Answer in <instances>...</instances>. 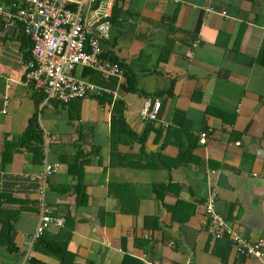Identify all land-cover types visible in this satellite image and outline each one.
Segmentation results:
<instances>
[{
    "label": "crops",
    "instance_id": "1",
    "mask_svg": "<svg viewBox=\"0 0 264 264\" xmlns=\"http://www.w3.org/2000/svg\"><path fill=\"white\" fill-rule=\"evenodd\" d=\"M112 17L103 55L126 84L78 68L110 93L66 105L25 83L32 43L0 23V264L26 253L40 200L64 227L46 231L29 264H260L212 238L203 204L217 186L216 211L264 241V0H114ZM147 99L161 102L160 120L142 119ZM115 108L127 132L112 130ZM46 160L60 166L42 194ZM7 222L14 250L1 242Z\"/></svg>",
    "mask_w": 264,
    "mask_h": 264
},
{
    "label": "built area",
    "instance_id": "2",
    "mask_svg": "<svg viewBox=\"0 0 264 264\" xmlns=\"http://www.w3.org/2000/svg\"><path fill=\"white\" fill-rule=\"evenodd\" d=\"M113 7L114 0H0V23L3 28L19 26L32 43L31 56L24 62L25 83L44 94L46 102L61 104L110 93L89 79L77 77L78 68H89L105 80L115 79L119 85L126 84L124 67L119 62L105 59L103 55L102 43L112 37ZM206 11L218 12L214 8ZM218 13L228 16L225 11ZM199 44L200 40L195 39L187 54L193 55ZM161 106L159 100L144 101L142 119L146 122L160 120ZM209 137L207 132L200 133V143L205 144ZM44 166L42 194L46 178L56 173L60 165L46 160ZM215 173L209 170V180ZM218 198V188L214 186L203 204V223L212 238L216 241L226 239L239 256L264 264V241L243 237L230 225L216 211ZM40 201V222L34 233L27 235L28 249L16 264L30 263L33 248L50 227H64V220L56 218L44 201Z\"/></svg>",
    "mask_w": 264,
    "mask_h": 264
},
{
    "label": "trees",
    "instance_id": "3",
    "mask_svg": "<svg viewBox=\"0 0 264 264\" xmlns=\"http://www.w3.org/2000/svg\"><path fill=\"white\" fill-rule=\"evenodd\" d=\"M111 21H112V24H113V22H114V20H113V17H112V19H111ZM23 33V32H22ZM23 35L27 38V39H29L28 38V36L25 34V33H23ZM30 40V39H29ZM30 42H31V40H30ZM31 48H32V44H31ZM30 56H31V49H30ZM29 56V57H30ZM110 59V58H109ZM111 60H113V59H111ZM86 72V73H85ZM84 75L85 76H87V75H90V76H92V78L93 79H95L94 81H97V80H100V74L98 73V72H96V71H94V70H92V69H85V71H84ZM126 75H127V73H126ZM131 79L130 78H128V85H130V83H131V81H130ZM128 88H129V86H128ZM129 90V89H128ZM42 96V99L40 98V100H44V98H45V96H44V94H41ZM40 100L38 99V102H40ZM99 100H101V99H99ZM118 103H120V102H118ZM63 105H66V104H63ZM116 107H117V105H116ZM76 117L78 118V115H76ZM37 125H38V123H37V115L36 116H33V118H31L30 119V128L31 127H37ZM127 125H126V123H125V121H124V117H123V115H122V113H121V111L120 110H117V108H115V111H114V113H113V117H112V130L115 132V130L118 128V127H122L123 129H121L120 130V134L123 132V131H126L127 132V130H125V129H127V127H126ZM32 130H34V129H32ZM31 133L30 132H28L27 134H26V136H29ZM119 134V135H120ZM134 137L138 140V141H140V142H142L143 143V141H144V139H143V137H142V139H141V137L140 138H138V136L135 134L134 135ZM37 138H38V136H37ZM115 152L113 151L112 152V160L114 161V157H115V154H114ZM81 160V159H80ZM79 160V161H80ZM113 164H115V163H113ZM77 165V164H76ZM121 165V164H120ZM74 167H76V166H74ZM78 167L80 168V167H82L81 165H78ZM140 167H145V166H140ZM12 232V226L7 222L6 224H4V231H3V234H2V237H1V242H3L4 244H6L11 250H14V246H13V244H12V237H11V235H10V233ZM43 238V237H42ZM42 238L38 241V243L36 244V248L38 247V245L41 243V240H42ZM229 243V242H228ZM230 244V243H229ZM60 245V244H59ZM49 248L52 250V251H54V252H56V251H59L60 253H67V249H65L64 247H59L58 245H53V246H47V249L49 250ZM70 254V253H69ZM71 255V254H70ZM71 258H72V256H71ZM73 259V258H72ZM66 263V261H65V257H63V259H62V261H61V264H65Z\"/></svg>",
    "mask_w": 264,
    "mask_h": 264
}]
</instances>
